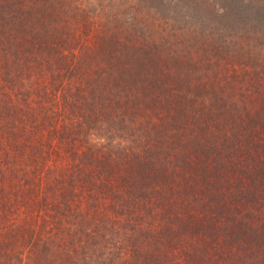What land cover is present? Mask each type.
I'll return each mask as SVG.
<instances>
[{
  "label": "trees",
  "instance_id": "obj_1",
  "mask_svg": "<svg viewBox=\"0 0 264 264\" xmlns=\"http://www.w3.org/2000/svg\"><path fill=\"white\" fill-rule=\"evenodd\" d=\"M85 1L0 0V146L57 138L128 264H264V0L203 29Z\"/></svg>",
  "mask_w": 264,
  "mask_h": 264
},
{
  "label": "rangeland",
  "instance_id": "obj_2",
  "mask_svg": "<svg viewBox=\"0 0 264 264\" xmlns=\"http://www.w3.org/2000/svg\"><path fill=\"white\" fill-rule=\"evenodd\" d=\"M183 1L176 5H172L174 0H99L91 4L99 9L94 18L99 24L109 16L120 19L129 6H138L142 11L138 19L146 22L149 20L145 10L148 16L156 14L159 21L158 14L165 17L164 13L184 8L186 15L181 22L187 19L193 28L201 29L208 21L220 18V7L247 12L243 8L248 2L260 6V0ZM74 4L90 5L85 0H75ZM212 14L216 16L213 18ZM249 14L246 17L251 20ZM32 132L26 133L33 143L23 154L9 147L6 140L0 146V264H128L123 254V250L127 253L121 229L124 219L109 211H97L96 202L88 198L86 187L80 182L71 185L70 190L68 186L60 187L65 183L62 178L69 170L71 158L64 145H57V138H48L42 131V141L52 144L47 149L35 143L33 138L41 139L40 134ZM79 149L84 151L85 145L77 147L81 153ZM70 172L71 176L72 169ZM80 174L76 172V177ZM71 192L75 197L69 198ZM65 204L71 205L69 210ZM79 216H84L81 224Z\"/></svg>",
  "mask_w": 264,
  "mask_h": 264
}]
</instances>
